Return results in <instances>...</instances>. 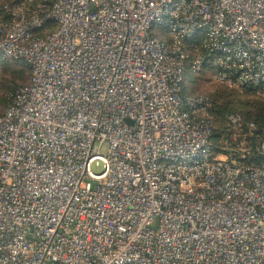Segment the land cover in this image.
I'll return each mask as SVG.
<instances>
[{"label":"built area","instance_id":"2783aa9c","mask_svg":"<svg viewBox=\"0 0 264 264\" xmlns=\"http://www.w3.org/2000/svg\"><path fill=\"white\" fill-rule=\"evenodd\" d=\"M0 59V264H264V127L184 89L264 97V0H0Z\"/></svg>","mask_w":264,"mask_h":264},{"label":"trees","instance_id":"16d2710c","mask_svg":"<svg viewBox=\"0 0 264 264\" xmlns=\"http://www.w3.org/2000/svg\"><path fill=\"white\" fill-rule=\"evenodd\" d=\"M51 23L53 20L49 19L47 24ZM0 63L4 65L3 71L7 75H0V90L4 93L2 101H5V106H9L13 102L17 90L24 85L20 84V81L25 79L26 72L30 68L21 61L11 59H0ZM200 76H194L187 72L186 83L192 90L199 86ZM219 85H221V89L210 95L205 94L210 122L213 125L212 137L216 143L222 136L228 138L230 134L226 125V117L230 113H238L247 121L254 122L257 127H264V97L258 93L257 88L247 84L227 86L225 83H219ZM186 87L189 86H185V90ZM214 151H219V149L215 148ZM253 158L259 163H264V156L260 153H256Z\"/></svg>","mask_w":264,"mask_h":264},{"label":"rangeland","instance_id":"374dc122","mask_svg":"<svg viewBox=\"0 0 264 264\" xmlns=\"http://www.w3.org/2000/svg\"><path fill=\"white\" fill-rule=\"evenodd\" d=\"M21 62H23V61H21ZM3 70H4V65H2V63H0V75L7 76L4 73ZM195 76H200V78L198 79L199 80L198 81V85L199 86L195 87L196 88L195 90H192L190 88V85L188 84L187 86H189V87H186V90H185L186 93L209 94L210 95L213 92H216L217 90L221 89L220 88L221 85H219V82H217V80L214 78L212 69H210V68L205 69L201 73H196ZM30 78H31V70L29 69L26 72L25 79L22 80V81H20V84H25V83L29 82ZM189 89H190V91H189ZM3 96H4V93L2 92V90H0V113H3V111L7 107V106H5L6 105L5 104V101L4 102L2 101L3 100V98H2ZM92 170L94 172H96V173H100L103 170V163H102V161H99V160L98 161H95L92 164Z\"/></svg>","mask_w":264,"mask_h":264}]
</instances>
